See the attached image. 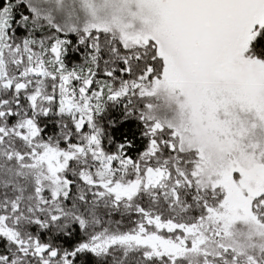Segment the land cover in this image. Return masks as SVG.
Returning a JSON list of instances; mask_svg holds the SVG:
<instances>
[{"label":"snow or ice","instance_id":"1","mask_svg":"<svg viewBox=\"0 0 264 264\" xmlns=\"http://www.w3.org/2000/svg\"><path fill=\"white\" fill-rule=\"evenodd\" d=\"M0 264H264V0H0Z\"/></svg>","mask_w":264,"mask_h":264},{"label":"trees","instance_id":"2","mask_svg":"<svg viewBox=\"0 0 264 264\" xmlns=\"http://www.w3.org/2000/svg\"><path fill=\"white\" fill-rule=\"evenodd\" d=\"M71 38L73 39V41L75 42L76 37L75 35H72ZM82 52H83V48L81 47V52L77 53V52H70V54L67 57V61L69 63V66H71L73 63H79L82 61ZM124 131H129V135H131V133L136 132L137 130V122L135 120L125 124V127L123 129ZM135 154V153H133Z\"/></svg>","mask_w":264,"mask_h":264}]
</instances>
